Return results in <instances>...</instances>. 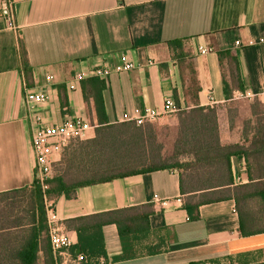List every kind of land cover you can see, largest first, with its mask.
Wrapping results in <instances>:
<instances>
[{
	"label": "crops",
	"instance_id": "crops-1",
	"mask_svg": "<svg viewBox=\"0 0 264 264\" xmlns=\"http://www.w3.org/2000/svg\"><path fill=\"white\" fill-rule=\"evenodd\" d=\"M201 48L211 51L202 54ZM123 58L136 69L101 78L108 125L122 124L125 115L133 118L136 111L162 113L166 101L176 104V98L181 110L225 105L221 144L247 146L254 121L264 117L250 106L256 101L264 107V0H0V194L31 187L36 179L35 125L26 92L47 93L48 100L35 110L45 123L78 118L90 125L80 139H94L101 125L93 99L85 97L91 88L87 85L84 92L83 84L96 78L91 74L95 68L114 69ZM80 73L87 78L69 90ZM49 75L54 76L51 83ZM226 84L233 95L229 100ZM238 93L246 99L245 114ZM179 117L178 112L159 120L171 118L177 137ZM192 160L184 157L182 162ZM232 172L230 187L199 190L185 184V194L182 173L168 169L57 195L55 212L74 242L59 252L60 264H84L77 261L81 250L77 256L71 251L77 230L92 223L90 217L125 209L152 212L155 238L166 242L162 253L118 261L123 254L118 229L108 225L103 229L108 261L100 264H192L224 258L233 264H264V201L246 202L245 235L236 201V195L255 194L256 189L264 195V171L251 181L245 158L235 156ZM241 186L246 189H237ZM212 197L225 199L209 201ZM191 213L199 217L192 219ZM44 262L40 251L38 264Z\"/></svg>",
	"mask_w": 264,
	"mask_h": 264
},
{
	"label": "trees",
	"instance_id": "trees-1",
	"mask_svg": "<svg viewBox=\"0 0 264 264\" xmlns=\"http://www.w3.org/2000/svg\"><path fill=\"white\" fill-rule=\"evenodd\" d=\"M25 53V52H24ZM87 83V84H86ZM89 85L86 100L93 99L98 121L96 137L91 140H73L72 146L62 156L61 161L53 166V175L45 182L38 180L28 188L13 190L0 194V264H38L40 251L44 252L45 264H60L59 252L54 251L50 240L48 225L47 200H54L63 192L89 185L107 183L114 179L131 175L151 173L160 170H179L181 190L185 194V184L189 188L206 190L216 187L234 185L232 158L243 156L247 163L250 180L253 174L264 171V117L258 116L254 121L255 133L248 140L247 146L221 144L220 127L225 105L214 107H197L192 110H180L178 134L175 141V155L191 157L190 162L179 161L169 165L163 157V146L157 140L152 126H137L133 122L108 125L103 93L106 83L101 78H93L84 82ZM227 99H232L229 87L225 86ZM63 107L68 106L67 97L61 95ZM176 105L179 107L178 99ZM252 123H248L251 125ZM126 128L125 131H122ZM138 164L139 168H132ZM56 173V174H55ZM47 186V189L44 187ZM246 189L245 186L237 189ZM255 194L236 195L241 212V233L246 234L244 215L246 202L254 198L264 201L261 189ZM225 197H212L209 201H221ZM152 212L137 209H125L114 213L100 214L90 217L92 223H83L79 227L77 244L71 251L77 256L79 249L84 264H100L107 262L103 229L108 225H116L123 254L118 261H125L139 255H158L162 253V245L166 244L162 237L152 231L150 216ZM197 219L198 214H190ZM194 216V217H193ZM79 219L78 221H82ZM158 240V241H156ZM217 261V260H213ZM208 262V261H207ZM194 262L192 264H205Z\"/></svg>",
	"mask_w": 264,
	"mask_h": 264
},
{
	"label": "built area",
	"instance_id": "built-area-1",
	"mask_svg": "<svg viewBox=\"0 0 264 264\" xmlns=\"http://www.w3.org/2000/svg\"><path fill=\"white\" fill-rule=\"evenodd\" d=\"M202 54H207L211 50L208 48H201ZM153 63V62H150ZM136 69V65L129 61L127 58H123L122 64L118 65L114 69H110L107 66L95 68L91 74L98 78H105L113 72L122 73ZM87 78L86 74H77L75 80L68 84L69 90L75 89V82H82ZM48 82L54 81V76H47ZM238 99H243L244 94L238 93ZM25 100L30 111V118L35 125V129L32 135V145L36 159V178L42 182L50 179L53 175V166L63 153L64 149L73 140L82 138L83 134L90 127V125L84 120L78 118L65 117V119L57 125H50L43 121L41 116L35 112L36 107L44 104L48 100L46 92H26ZM181 109L178 108L173 100H167L160 113L156 110L147 109L144 114L136 111L135 117L131 118L127 115L124 116L125 122H133L137 126H143L148 122H153L159 119L161 116H169L176 114ZM47 189V186L44 187ZM48 210V225L50 231L51 245L54 251L62 252L68 251L74 245L73 240L65 232L60 220L54 209V200H47ZM84 260L83 256H78V262Z\"/></svg>",
	"mask_w": 264,
	"mask_h": 264
},
{
	"label": "rangeland",
	"instance_id": "rangeland-1",
	"mask_svg": "<svg viewBox=\"0 0 264 264\" xmlns=\"http://www.w3.org/2000/svg\"><path fill=\"white\" fill-rule=\"evenodd\" d=\"M246 99H240L239 101H243ZM248 101V100H247ZM239 105L241 106L240 111L245 114V110H246V104L243 103H239ZM251 109L255 112H258L260 114H264V107H262L261 105H259L256 101L253 102V105H250ZM237 109V108H236ZM238 110L237 109L235 111V114H238ZM170 116V115H169ZM246 118V117H244ZM247 121V120H245ZM173 120L171 118H167L165 120H155L153 122H148L145 125L148 126H152L156 135H157V140L160 143L161 146H163L162 152H163V157L166 158L167 163L169 165H175L177 164L179 161H182L184 159V157H179L175 155V151L173 150V144H174V140L176 135L174 134V127H173ZM126 128H123L122 131H125ZM132 168H139L138 164H134L133 166H131ZM205 264H233L231 260H229L228 258H224V259H220L217 261H208Z\"/></svg>",
	"mask_w": 264,
	"mask_h": 264
},
{
	"label": "water",
	"instance_id": "water-1",
	"mask_svg": "<svg viewBox=\"0 0 264 264\" xmlns=\"http://www.w3.org/2000/svg\"><path fill=\"white\" fill-rule=\"evenodd\" d=\"M77 253L79 254L80 253V250H78Z\"/></svg>",
	"mask_w": 264,
	"mask_h": 264
}]
</instances>
